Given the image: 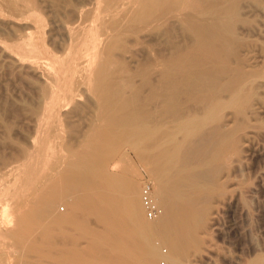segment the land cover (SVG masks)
I'll list each match as a JSON object with an SVG mask.
<instances>
[{"label":"rangeland","instance_id":"rangeland-1","mask_svg":"<svg viewBox=\"0 0 264 264\" xmlns=\"http://www.w3.org/2000/svg\"><path fill=\"white\" fill-rule=\"evenodd\" d=\"M0 264H264V0H0Z\"/></svg>","mask_w":264,"mask_h":264},{"label":"bare ground","instance_id":"bare-ground-1","mask_svg":"<svg viewBox=\"0 0 264 264\" xmlns=\"http://www.w3.org/2000/svg\"><path fill=\"white\" fill-rule=\"evenodd\" d=\"M149 1V0H148ZM156 6V3L153 5V3L151 4V6L150 7H146V4H144V8H143V12H147V10L148 9H154V7ZM149 12V11H148ZM63 70L65 71L66 69L65 68H63ZM102 101H103V106H104V111H108V110H110V108L112 107L111 106V102H110V97H109V94H103V96H102ZM109 121V123L110 124H112L114 127L115 126H118L119 124L118 123H116V122H111L112 120H108ZM122 126H124V125H122ZM94 127V126H93ZM100 127H102V125L100 126ZM95 128L96 127H94V128H92V129H94L95 130ZM117 128V127H116ZM97 130V129H96ZM102 130H103V127H102ZM189 131V130H188ZM98 132V131H97ZM100 133V132H99ZM127 134H128V136L131 138V143H132V146L133 147H139V146H141L142 145V142L145 140V139H143V138H141V137H139V136H137V134L136 133H134V132H130V131H127ZM93 136H94V134H92ZM94 138V137H93ZM96 142H97V140H96ZM45 151V150H44ZM43 152V151H42ZM45 153V152H44ZM43 153V154H44ZM46 153H48V152H46ZM166 156V158H165V162H164V165H165V163H167L166 165H169L170 163H172V162H174L175 160H177V158H178V153H174V152H172V153H170V154H168V155H165ZM159 160L161 161V158L159 157ZM166 170H168V169H166ZM160 171H162V170H160ZM37 172H39L38 170H37ZM36 172V173H37ZM28 180L30 179V178H27ZM22 181H25V178H24V180H22ZM27 181V180H26ZM30 186V185H29ZM28 188V187H27ZM31 188V187H30ZM127 205H128V210L129 211H132V210H134V209H136V207H138V203L132 198L131 200H129V202L127 203ZM135 212V211H134ZM131 214V212L129 213V215ZM133 214V213H132ZM133 216H134V214L132 215V218H133ZM135 217V216H134ZM159 217V215L155 218V221H156V219ZM137 219V218H136ZM137 222V224H139V228L140 229H146V227H145V224L141 221L140 222V220H138V221H136ZM134 223V222H133ZM135 225V224H134ZM138 228V229H139ZM148 228V227H147ZM141 231V230H140ZM146 232V231H145ZM149 234V233H148ZM144 235H146V234H144ZM154 250V252H151V254H153L154 256L155 255H157L158 254V252L157 251H155V249H153Z\"/></svg>","mask_w":264,"mask_h":264},{"label":"built area","instance_id":"built-area-1","mask_svg":"<svg viewBox=\"0 0 264 264\" xmlns=\"http://www.w3.org/2000/svg\"><path fill=\"white\" fill-rule=\"evenodd\" d=\"M141 203L147 219H155L158 216L159 211L152 196L150 184L146 180L141 184Z\"/></svg>","mask_w":264,"mask_h":264}]
</instances>
